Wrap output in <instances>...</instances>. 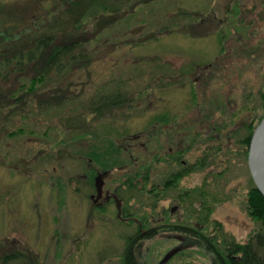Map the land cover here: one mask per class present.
I'll use <instances>...</instances> for the list:
<instances>
[{
    "label": "rangeland",
    "instance_id": "rangeland-1",
    "mask_svg": "<svg viewBox=\"0 0 264 264\" xmlns=\"http://www.w3.org/2000/svg\"><path fill=\"white\" fill-rule=\"evenodd\" d=\"M76 1L0 0V52L11 47L13 51L20 34L32 35L34 29L61 39L69 26L74 27L65 9ZM135 1L107 0V8L100 5L105 11L90 10L79 21L83 26L76 32L88 35L86 50L92 61L72 77L55 75L57 80L46 79L31 93L26 90L27 78L0 81L4 93L0 104L8 103L0 109V245L6 252L30 251L39 264H123V250L137 224L119 221L113 208L102 218L91 216L92 189L83 184L89 161L83 151L105 149L110 143L126 146L131 144L127 138L138 135L140 142L142 137L152 139L156 108L180 111L177 117H185L198 97L201 104L190 116L193 124L178 125L183 129L178 133L185 137L192 127V134L211 136L195 119L198 115L208 127L216 128L214 133L224 136L218 143L212 139L214 143L203 152L196 146L185 155L192 162L207 158L203 172L186 175L167 190L163 179L178 167L155 165L149 157L140 164H145L143 169L125 168L139 156L140 146L131 159L109 146V160H117V165L105 182L121 192L126 214L146 220V227L159 208L170 209L179 200L178 212L185 220L196 214L207 216L203 234L208 239L218 236L219 242L226 236L245 244L250 238L255 243L259 234L263 257L264 226L246 212L250 181L241 140L247 126L256 124L264 111V0H239V5L234 0H153L130 10ZM99 12L104 18L118 17L99 31ZM199 22V27L183 28ZM207 65L212 67L202 70ZM112 79L125 84L122 91L129 94L130 102L97 119L91 108L98 94L121 91L115 88L119 83L110 85ZM68 83L75 87H67ZM21 84L26 88L20 89ZM53 88L60 91L50 92ZM67 90L71 96L63 100ZM51 97L61 101L54 103L48 100ZM107 103L100 104L101 109L110 107L111 101ZM19 128L21 134L9 136ZM153 147L154 143L148 145L150 151ZM137 170L141 175L135 177ZM129 176L136 190L123 187ZM178 240L164 234L140 240L136 258L140 264H213L206 243L202 247Z\"/></svg>",
    "mask_w": 264,
    "mask_h": 264
},
{
    "label": "trees",
    "instance_id": "trees-1",
    "mask_svg": "<svg viewBox=\"0 0 264 264\" xmlns=\"http://www.w3.org/2000/svg\"><path fill=\"white\" fill-rule=\"evenodd\" d=\"M106 1L107 0H79L76 1V3L75 2L70 3L65 9V14L69 17V19H71L72 21L71 24L74 27L69 26L70 28L66 29L67 34L63 36L61 39H57L54 35L42 31L41 29L40 30L34 29V33L32 35L27 34L25 36L20 34L21 37L18 39L17 44L14 45L13 51L11 47L5 52H0V81H6L7 79H9V77L14 78L15 80L17 79V81L27 78L29 80L28 87L26 88L27 85L21 84L19 88L20 89L26 88L27 92L31 93L33 91H36V87L39 84L46 83L47 82L46 79L47 80L49 79V81H53V80H57L59 77L61 78L62 77L68 78L70 76L72 77V75L76 73V70H81L82 68L87 67L92 61V57L88 53L89 51L86 50V46H87L86 43H88L87 42L88 35H82L76 32V28L80 27L81 29L83 25L80 26L79 21L82 18L86 17L90 12V10L96 11V9L99 8L105 11L106 9L100 7V5L106 7L107 6ZM126 1H131V0H126ZM152 1L153 0H136L135 2H132L131 5H129V7L130 10H132L134 7H136L139 4H143V3L149 4ZM113 12L115 14L119 11L117 12L113 11ZM98 15L99 16H97L96 18L97 21L96 24L98 26L99 31L107 28L110 24L113 23L115 18L118 17V15H116L113 18L112 17L104 18L103 14L100 13ZM188 26L192 27L193 29L195 26L199 27L201 25L199 22L197 24L187 25L186 27L183 26V28H188ZM6 34H4L5 37ZM92 34L95 35L97 33H92ZM205 34L206 35L209 34V30L206 31ZM195 36H201V35H195ZM55 75L56 76L58 75L57 79H53ZM108 82L110 83V85L111 84L113 85L112 87H114L117 83H119L121 86H116L115 88L116 89L119 88L121 89V91L123 90L122 86L125 87V84L123 82H121L122 83L121 84L119 79L108 80ZM67 87L70 88L75 86H72V83H68ZM58 91H60V89L53 88L51 89L50 92L56 93ZM121 91H119L118 94H113V95H106L105 93L102 95L101 93L98 94V99L96 102H94L93 104L94 106H92L91 108V111L97 114L96 116L97 119L102 118L104 112L105 113L110 112L111 109L112 108L114 109L117 105H122L124 107L126 103L130 102L129 94L125 92V90L122 92ZM62 95H63V100H67V98H69L70 93L68 92V90L63 91ZM3 96L4 93L2 92V90H0V101ZM193 96L196 97L195 93H193ZM48 100L54 101V103L61 101L60 97H51L48 98ZM50 101H47V104L51 103ZM109 101H111L110 107H108L106 110H103V108L101 109L100 104L106 105L108 104L107 102ZM42 103H44V101ZM5 105H8V103H5L3 105L0 104V109L5 108L6 107ZM263 117H264V111H263V115L261 116V118H259L256 124L254 125L250 124L247 126V134L241 140L245 161L247 158V148L250 142L252 132ZM22 132H23L22 129L19 128L9 133V136L15 137L16 135L21 134ZM109 146L111 151H114L115 154H119V152L121 151L120 150L121 148L119 146L115 147L114 144L112 143H110ZM109 146L105 149H100V147H93L92 149H87L83 151L84 156L88 157L85 158L86 161H89L88 164L92 165L91 162H95L96 165L106 170L109 169L111 170L112 168H114L117 165V160L113 159L114 161L110 162L109 160L110 158L108 157L109 156L108 150L110 151ZM149 157L152 158L151 154H148V156L143 157V154L139 152L138 162L140 163L143 159ZM140 175L141 174L139 170L135 171L134 173L135 177H138ZM132 177L133 176H129V181H127V185L129 190H136L137 184L134 185ZM144 180L147 181L148 180L147 177H145ZM86 181L89 182V180ZM249 181H250V188L248 190L246 197V212L252 220L264 226V198L255 188L250 178V175H249ZM151 192H153V190L147 191L146 193L150 194ZM144 223H147L146 220H144ZM219 227L221 226L219 225ZM153 235H154L153 233H149L145 237L138 239L141 240L151 239ZM138 239L136 236L128 239L127 244L122 253L123 264H140L135 255ZM254 239L256 241L255 243L253 242L252 238H250L248 242H246L245 244H237L234 242V240L229 239L226 236L220 237V241L217 242L219 240V237L215 236L214 238L208 239V244L209 247L212 248L210 249V251L217 253L218 262H220V264H264V256L263 257L260 256V248L263 247V244L261 242L262 237L259 234H257L254 237ZM254 244L257 245L256 249L254 247ZM0 264H39V263H38L37 255L30 253V251H26L23 249H15L11 252L9 251L6 252L4 248L0 245Z\"/></svg>",
    "mask_w": 264,
    "mask_h": 264
},
{
    "label": "flooded vegetation",
    "instance_id": "flooded-vegetation-1",
    "mask_svg": "<svg viewBox=\"0 0 264 264\" xmlns=\"http://www.w3.org/2000/svg\"><path fill=\"white\" fill-rule=\"evenodd\" d=\"M234 2L239 5V0H234ZM256 2V1H255ZM259 4H263V1H260ZM219 57V56H218ZM198 68V65L196 66ZM212 67V65H207L206 67H203L202 70L207 71ZM239 75V74H238ZM197 84L196 80L193 81V85ZM160 91V90H159ZM196 99V98H195ZM192 103V102H191ZM201 104V102L198 100V97L196 99L195 105L192 103V107L188 108V113L185 114V117L178 118L177 116L180 114V111L175 112V110L172 111V109H166L165 108H156L157 114L156 119L154 121V126L156 129L155 136L152 137V139L147 137H142L144 140L140 142L139 135L135 137L127 138L131 141V144H127L126 146H119L124 153L128 155V157L132 158V153L135 152L138 147L140 146V149L138 150L143 154V157L148 156V154H151L152 158L151 160H154L155 165L159 164H166L168 167L170 166H176L178 167L177 171H171L165 179H163L162 185L163 188L168 189L174 187L176 183H178L184 176L191 175L193 172L201 171V169L204 168L203 162L207 167V158H204L203 162L200 160L198 161L196 159L195 162L188 161V156L186 157L188 153L192 154L193 147H201L200 150L205 151L206 148H208L209 143L213 144L214 141L218 143V140L221 137H224L223 134L214 133V130L216 128L208 127V123L201 117L196 116V120L200 121L199 125L206 126L203 127L206 131L210 132L211 136H208L207 134L201 135L202 133L198 134H192L191 129H189L188 134L183 137L182 133H178L182 128L177 127L178 125L183 126H189L193 124V118L192 117V110L195 107H197ZM191 114V115H190ZM200 114V113H199ZM191 116V117H190ZM183 120V121H182ZM186 122L182 124L183 122ZM177 127V128H175ZM198 130V129H197ZM199 136V137H198ZM203 136V137H202ZM215 137V138H211ZM214 141H213V140ZM154 147L153 150L150 151L148 148L149 144H153ZM204 146V147H203ZM139 157V156H138ZM138 157L134 159L133 162H129L128 165L125 166V168L136 166L143 164L142 161L148 158L143 159L140 163L138 162ZM186 158V159H184ZM129 159V160H130ZM144 165H140V169H143ZM88 171V176L85 178L86 180H89L87 182L84 180V186L87 188L92 189V194L89 195V200L91 202L90 210L92 211L91 216L99 215L101 218L104 217V215L107 214L109 211L108 209H114L115 216H117V207H116V199L115 197L120 201V217H116L119 221L124 223H136L137 224V231L134 236L138 238L145 237L149 233H153L152 236L155 237L159 234H164L165 236L175 237L179 239L178 241H187V242H197L199 245L202 243V247L204 246V243L207 244V250L212 249L209 248L208 244V238L204 236L203 229L207 230V224H204L207 222V216L203 214H196V217H191L188 220H185L183 218V212H178L180 209V201L177 200L176 205L168 209L166 206L159 208L157 211L156 218L151 221V226L146 227L147 223H144L143 220H137L134 217L130 216L129 214H126V205L124 203V199L122 197H119L121 195V192L119 193L116 188H111L107 186V183L105 182V179L110 175V169L106 170L99 166H93L88 164L86 166ZM203 172V171H201ZM168 173V171H167ZM128 173L126 172V175ZM97 175H101L102 180V186L101 191L98 194L94 179ZM128 176V175H127ZM180 177V178H178ZM145 179V176L143 177ZM178 178V179H177ZM129 179V177H128ZM91 180V182H90ZM123 187L128 190L127 182L123 184ZM123 187L122 190H123ZM201 210V209H200ZM174 213L177 215L173 222L168 221L170 219L171 215H174ZM205 217V218H204ZM168 221V223H166ZM183 221H186L183 222ZM206 228V229H205ZM161 231V232H160ZM151 238V239H152ZM199 238L201 240H199ZM141 239H138V242H140ZM143 240V239H142ZM137 242V243H138ZM179 245H181L180 242H178ZM178 246V245H177ZM177 248V247H175ZM209 248V249H208ZM210 251V250H209ZM213 257V264H220L218 262V255L216 252L210 251ZM217 256V257H216ZM235 257V256H233ZM232 257V258H233ZM225 258V257H224ZM215 261V262H214Z\"/></svg>",
    "mask_w": 264,
    "mask_h": 264
},
{
    "label": "water",
    "instance_id": "water-1",
    "mask_svg": "<svg viewBox=\"0 0 264 264\" xmlns=\"http://www.w3.org/2000/svg\"><path fill=\"white\" fill-rule=\"evenodd\" d=\"M246 165L255 188L264 198V117L252 132L247 148ZM94 184L99 194L102 186L101 175L96 176ZM115 199L118 211L117 217H120V201L116 197ZM174 252L166 255L162 262H165Z\"/></svg>",
    "mask_w": 264,
    "mask_h": 264
}]
</instances>
